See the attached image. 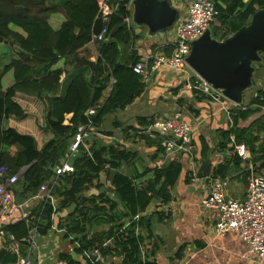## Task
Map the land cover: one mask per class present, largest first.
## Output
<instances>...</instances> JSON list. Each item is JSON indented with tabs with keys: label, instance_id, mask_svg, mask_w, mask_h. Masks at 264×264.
I'll return each mask as SVG.
<instances>
[{
	"label": "trees",
	"instance_id": "obj_1",
	"mask_svg": "<svg viewBox=\"0 0 264 264\" xmlns=\"http://www.w3.org/2000/svg\"><path fill=\"white\" fill-rule=\"evenodd\" d=\"M130 1L110 0L115 11L104 41L95 46L92 39L102 29L95 0H0V167H6L10 175L24 169L12 189L17 202L34 197L46 182L53 183L50 195L56 198L54 204L48 201L31 207L29 223L2 226L19 245L21 256L27 254L32 224L42 236L56 226L63 233L62 239L75 247V253L83 255L82 262L63 255L66 264H104L100 260L108 258L119 259V264H151L158 250L151 232L146 236L140 233L145 224L140 216L157 203L171 201L182 164L145 167L129 176L124 169L135 167L136 153L95 136L108 114L125 110L146 89L141 76L133 72V66L141 61L137 51L123 58L136 40L134 24L128 27L125 22L132 19ZM210 2L216 15L209 28L218 41L249 25L252 16L264 9V0ZM7 59L9 62L2 65ZM8 73H12L13 83L4 90L2 80ZM62 76L68 79L65 88ZM109 86V95L101 102ZM192 92L197 99L206 98L195 89ZM90 109H95L94 115L87 114ZM263 109L264 82L247 104L229 111L230 129L222 132L219 146L224 148L233 137L231 151L235 145H245L252 159L257 153V159H263L264 118L239 127ZM153 121L137 118L136 122L138 127H146ZM89 125L95 135L72 157L73 171L56 177L53 168L68 155L78 127ZM128 131L127 138L132 136L134 143L156 146V155L164 151L162 139L138 136L133 127L123 133ZM200 147L205 159L210 148L204 139H200ZM231 163L238 170L246 164L235 152ZM226 169L219 167L214 178ZM103 173L109 188L101 182ZM91 191L96 194L87 195ZM111 194L117 196L119 204ZM64 211L65 217L55 223V217ZM17 259L15 253L0 250V264H16Z\"/></svg>",
	"mask_w": 264,
	"mask_h": 264
},
{
	"label": "crops",
	"instance_id": "obj_2",
	"mask_svg": "<svg viewBox=\"0 0 264 264\" xmlns=\"http://www.w3.org/2000/svg\"><path fill=\"white\" fill-rule=\"evenodd\" d=\"M247 1L243 0L244 3ZM172 2L174 7L180 11L179 20H183L187 16V3L185 2L182 5L175 0H172ZM130 7L132 11V6ZM131 22L133 23L132 19L129 27ZM133 35L136 40L132 41L131 46L124 51L123 58L126 60L131 51H137L141 61H144L155 50L165 54L170 52L175 41V26L166 33L150 34L146 27H139L134 24ZM92 60L94 61V59ZM67 81L66 76H62L63 88H65ZM141 81L146 85L142 96L135 99L125 110L108 114V116H113V119L109 122L111 129L110 127H107L108 130L100 128L98 135H94L104 142L106 138L110 140V142L105 143H120L128 150L136 153L138 158L135 167L124 169V173L129 174V176L134 175L137 171L143 172L145 167L161 168L170 162L177 161L182 164L181 175L171 191V201L168 204L157 203L153 210L140 216L145 222L140 233L146 236L147 231L151 232V236L158 244V250L151 258L150 263L264 264V260L259 262L255 256L249 254L247 245L241 240L238 233L230 231L224 236L218 235L215 224L219 214L216 211L205 210L201 206V201L208 196L210 185L214 179L226 182L224 191L227 198L243 201L247 189L246 177L248 173L252 171L264 177V150L262 152L263 159H257L259 158L258 153L255 155V159H252L249 149L246 147L247 157L246 159L241 158L243 161L245 160L246 164L243 169L238 170L239 168L235 169L233 163H231V156L235 152V150H233L234 152L231 151L232 143H227L224 148L219 146L222 142V132L230 129L229 111L235 105L226 99L215 100L208 96L205 99H197V96H194L192 92L188 77L182 73L170 71L165 67L149 72L148 78ZM263 82L262 79H258L256 90L262 87ZM12 83L13 80L8 81L4 87L2 80L3 89H7ZM254 86L252 80L251 89ZM110 89L109 86L103 92L101 102L108 97ZM256 90L241 105L247 104ZM166 95L170 99L163 101V97ZM182 99H184L183 103L180 104ZM167 106H170V108L167 109ZM178 114L184 121L190 123L194 129L191 156L179 152L166 154L164 151L156 155V146L147 147L141 141L134 143L132 136L127 138L130 135L129 131L123 133L125 128L133 127L139 132V134L137 133L138 136L147 135L151 139L160 138L158 135L151 133L150 128L154 122L171 119ZM69 117L70 115L66 116L67 119ZM259 117L264 118V109L253 116L250 123ZM137 118H153L154 121L149 126L138 127ZM250 123H240L239 127L246 128ZM105 133L109 134L106 135ZM262 137V134H260V138ZM200 139H204L210 148V152L207 153L205 159L201 156ZM204 161H208L211 165L210 177L197 179L196 175ZM219 167L227 169L214 178V173L217 172ZM193 174L195 180L190 178ZM101 182L105 188L110 187V182L104 173L101 174ZM90 194H96V191L87 193V195ZM111 199L119 204L118 198L114 194H111ZM54 202H56L55 197L50 203L54 204ZM66 214V211L58 214L55 217V223L59 218L65 217ZM1 228L0 225V250L3 245L12 239ZM62 238L63 233L57 231L56 226H53L47 236L39 235L36 238L35 246L32 249H29V246L26 255L30 256L29 259L32 264H57L59 262L66 264L61 258L63 255H68L73 261L82 262L83 255L75 253V247ZM70 249H73V252H70ZM100 262L119 264L120 260L108 258L106 260L101 259Z\"/></svg>",
	"mask_w": 264,
	"mask_h": 264
},
{
	"label": "built area",
	"instance_id": "obj_3",
	"mask_svg": "<svg viewBox=\"0 0 264 264\" xmlns=\"http://www.w3.org/2000/svg\"><path fill=\"white\" fill-rule=\"evenodd\" d=\"M98 7V17L102 21L100 33L93 37L92 42L97 46L104 41L107 34L109 18L114 13L115 8L110 6V0H95ZM180 2L181 0H175ZM132 4L130 1L129 7ZM216 15L214 5L210 0H196L188 4L187 16L179 20L175 25V41L168 54L155 50L148 55L146 60L140 61L133 66V72L142 79H147L149 72H154L162 67L170 71L182 73L188 77L191 89L199 91L209 98L218 100L225 99L221 92L213 89L210 84L204 82L195 75L186 63L190 54L191 44L198 40L203 33L210 29L209 25ZM130 19H126L127 26ZM195 80L192 83V80ZM88 115H94L95 109H90ZM151 133L158 135L163 140L164 152L173 154L175 152L185 155H192V134L194 132L190 123L186 122L178 114L171 119L155 121L150 128ZM94 136L91 125L78 127L74 141L70 145L69 153L53 170L56 177L72 172L71 160L77 154L79 146ZM233 144V137H230ZM236 154L242 158L247 157L245 145H235ZM24 169L18 173L10 175L8 169L0 167V225L14 224L18 221L29 223L30 209L37 203L52 201L50 193L53 183L42 184L34 197L19 203L15 199L13 187L22 175ZM191 180H195L194 174ZM247 189L243 201L227 198L224 188L226 182L220 179L212 180L209 194L201 201V206L208 211H216L219 216L215 224L218 235L224 236L230 231L238 233L241 240L247 245L249 254L256 257L260 262L264 260V177L250 171L246 177ZM32 203V204H31ZM37 226L32 224L28 237L29 249L35 246V240L39 236ZM18 256L16 264H32L27 255L21 256L19 245L13 239L1 247ZM73 252V249H70ZM143 254V252H142ZM57 264H65L59 262Z\"/></svg>",
	"mask_w": 264,
	"mask_h": 264
},
{
	"label": "water",
	"instance_id": "obj_4",
	"mask_svg": "<svg viewBox=\"0 0 264 264\" xmlns=\"http://www.w3.org/2000/svg\"><path fill=\"white\" fill-rule=\"evenodd\" d=\"M196 0H184L187 4ZM132 21L146 27L150 34L171 30L180 19V11L172 0H132ZM264 57V9L255 13L249 25L225 40L211 36L210 29L191 44L186 63L190 70L235 106L243 102L251 89L254 64ZM211 165L204 161L197 179L210 177Z\"/></svg>",
	"mask_w": 264,
	"mask_h": 264
},
{
	"label": "rangeland",
	"instance_id": "obj_5",
	"mask_svg": "<svg viewBox=\"0 0 264 264\" xmlns=\"http://www.w3.org/2000/svg\"><path fill=\"white\" fill-rule=\"evenodd\" d=\"M177 3H179V4H182V5H184L185 4V2H184V0H181L180 2H177ZM188 5V4H187ZM183 7V6H182ZM264 58V57H263ZM9 61H8V59L2 64V65H4V64H6V63H8ZM254 66V68H255V71H254V74H253V78H252V80H253V82H254V88L253 89H249V90H247L246 91V93L244 94V97H243V101H244V103L248 100V98H249V96H250V94L253 92V91H255L256 90V88L258 87L257 86V82H258V79L260 80V79H262V81H264V60L261 62V63H259V64H254L253 65ZM13 80V76H12V73H8L5 77H4V79H3V86L5 87L6 86V84H7V82L8 81H12ZM170 98H169V96L168 95H166V96H164L163 97V101H166V100H169ZM160 106V105H159ZM167 109L168 108H170V106H167L166 107ZM150 111V110H149ZM148 111V112H149ZM113 119V116H111V115H107L106 117H105V119H104V122H103V125L101 126V128L103 129V130H108L107 129V127H110V129H111V126H110V124H109V122H110V120H112ZM246 123H250V119L246 122ZM94 137V136H93ZM92 137V138H93ZM91 138V139H92ZM105 140V142H110V140H108L107 138L106 139H104ZM104 181L106 182V180H105V178H104ZM108 184V183H107Z\"/></svg>",
	"mask_w": 264,
	"mask_h": 264
}]
</instances>
